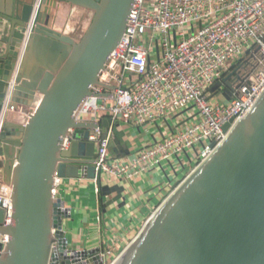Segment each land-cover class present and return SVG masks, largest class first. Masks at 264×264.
Listing matches in <instances>:
<instances>
[{"label":"water","instance_id":"obj_1","mask_svg":"<svg viewBox=\"0 0 264 264\" xmlns=\"http://www.w3.org/2000/svg\"><path fill=\"white\" fill-rule=\"evenodd\" d=\"M93 13L79 40L51 28L58 4ZM134 0H0V109L28 114L26 124L6 120L0 132V181L11 189V223L0 234V264H100L99 249L75 250L64 236L72 216L54 178L94 180L95 126L75 122V111L101 86L98 77L124 32ZM1 39V37H0ZM223 83L228 87L225 78ZM105 87V86H104ZM219 85L211 88L217 90ZM110 89L109 87H106ZM226 96V95H225ZM110 120L101 125L108 129ZM73 141L61 150L62 138ZM229 125L223 127L226 133ZM108 149L129 155L130 142L115 124ZM214 143H211L213 146ZM122 185H99L100 211L125 206ZM52 229L56 230L52 235ZM113 264H264V91L225 139L151 214Z\"/></svg>","mask_w":264,"mask_h":264},{"label":"built area","instance_id":"obj_2","mask_svg":"<svg viewBox=\"0 0 264 264\" xmlns=\"http://www.w3.org/2000/svg\"><path fill=\"white\" fill-rule=\"evenodd\" d=\"M98 81L102 85L91 87L74 116L75 122L95 125L86 139L95 145L93 192L103 181L123 185L159 172L165 181L158 186L162 203L212 154L264 91V0H134L121 39ZM215 85L219 87L213 92ZM10 90L0 109V132L11 115H20L23 124L29 119L28 114L8 109ZM103 120H110L108 129L102 127ZM115 124L120 130L125 125L138 131L153 124L159 138L116 158L108 149ZM73 133L74 129L67 130L61 150L70 147ZM63 181L54 178L53 196H62ZM0 208L7 226L11 189L1 181ZM51 232L54 236L56 230ZM63 232L71 246V232L65 228ZM7 242L8 236L0 234L1 247ZM99 245L95 248L103 264ZM58 248L57 241L51 245L57 259L49 264L62 260ZM69 264L92 262L70 259Z\"/></svg>","mask_w":264,"mask_h":264},{"label":"crops","instance_id":"obj_3","mask_svg":"<svg viewBox=\"0 0 264 264\" xmlns=\"http://www.w3.org/2000/svg\"><path fill=\"white\" fill-rule=\"evenodd\" d=\"M64 4V6H63ZM59 6V7H58ZM57 8L53 12V20L51 27L54 31L60 32L62 34H69L68 32H65V26L66 24L65 19L62 17L63 13L65 10H68L71 12V8L74 9V7L69 6L66 3H60L58 4ZM67 11V12H68ZM80 11V10H79ZM79 11L77 12L79 14ZM75 12V9H74ZM68 25V24H67ZM9 120H14L15 122H20L21 121V116L20 115H11L9 117ZM146 131L148 132V127L145 128ZM137 131L139 134L142 130L138 131L137 129H134ZM158 131L157 128L154 126V131L151 133L149 136L150 138L148 140H145V138L138 137V140L136 142H132L128 139L130 142V153L134 152L135 148H139L141 146H145L147 144L153 143L155 140L158 139ZM134 144V145H133ZM113 156H115L112 153ZM148 174L141 175L137 177L136 179L128 182H123V187L125 188L124 196H125V206L122 208H118L117 204H113L112 206L108 207L106 209L105 214H102L101 211V217L103 219H110L111 220V214L113 215V212L116 213L115 211L117 210V217L116 221L114 222H119V224H141L143 218L146 216V214L155 206L159 198L161 197L160 191L158 189V186H161L162 182L164 181L163 176L157 172V173H150V177L147 176ZM153 180V182H152ZM165 182V181H164ZM88 185V186H87ZM92 187L93 184L89 180H82V179H64L61 191L60 193L64 197L65 201L69 203L75 202V204L78 206L77 209L71 210L72 211V216L74 218H78L77 220L79 222H84L82 224L76 223V227L73 229L72 234H75V232L84 234V237L86 238L90 233H93L92 235L93 238L95 239L96 232L94 231V222H91L90 225H88V221L85 219L86 216H82L81 209L82 207L84 208L86 205L84 203L90 200L89 207H92L93 209L95 208V203L93 200V192H92ZM85 192L87 194H85ZM70 195L69 198L66 196ZM89 195V197H88ZM74 204V203H73ZM80 204H83L81 206ZM101 204V203H100ZM157 206V205H156ZM80 208V209H79ZM100 209V205H99ZM108 209H110L111 212H108ZM79 210V211H78ZM83 213V212H82ZM76 215V217H75ZM85 215V214H83ZM85 217V218H84ZM90 217L92 221L99 220L98 217L94 214H90ZM77 221V222H78ZM109 221V220H108ZM86 225V230H88V233H85V229H82V225ZM88 225V226H87ZM90 228V229H89ZM76 230V231H75ZM75 231V232H74ZM90 235V236H92ZM113 234H104V241L107 243L109 241V238H112ZM82 238V237H81ZM84 242V241H83ZM84 244V243H83ZM93 246V244H91ZM91 245L84 244L85 249H92L97 247V244L94 247H90Z\"/></svg>","mask_w":264,"mask_h":264},{"label":"rangeland","instance_id":"obj_4","mask_svg":"<svg viewBox=\"0 0 264 264\" xmlns=\"http://www.w3.org/2000/svg\"><path fill=\"white\" fill-rule=\"evenodd\" d=\"M74 9L71 8V12L68 11L66 14L65 19V32H68L69 36H71L73 39L75 40H79L80 37L82 36V34L84 33V31L86 30V28L88 27L91 18L93 16V13L90 11H83L80 12L79 14L73 11ZM68 24V25H67ZM0 34H1V29H0ZM1 39H0V47H3V42L6 41V37H4L3 35H0ZM103 115V113H101L99 116L101 117ZM160 126H163V122H159ZM146 127H148V132H145L144 129H142V131L140 132V134L135 131L131 126H125L123 127V130L126 134V136L128 137V139L132 142H136L138 140V137H142L145 138V140H148L151 135V133L154 131V125L153 124H149ZM134 145V144H133ZM138 149L135 148L134 151H136ZM150 177V173L147 175ZM153 182V180H152ZM103 185L106 184L105 181L102 182ZM88 186V185H87ZM94 190V186L92 187V192ZM85 194H87L85 192ZM67 198L70 197V195L66 196ZM89 197V195H88ZM93 200L95 203V208L93 209L92 207H89V202L90 200L88 199V201H86L84 203V205H86L84 208L82 207L81 209V214L82 216H86V220L88 221V225H90L91 222H94L95 226H94V231L96 232V236L95 239L93 238L94 235H92L93 233L88 234V236L85 238L84 234H80V233H76L72 234L73 229L76 227V223L78 224H82L84 222H79L75 215L76 218H74V216H71V218L69 219H65L63 220V227L67 230L71 232V238H70V244L72 246V248L76 249H84V244L87 245H91L93 244V246L91 245L90 247H94L96 244L98 246V244H100L99 246L101 247V249L103 250V254H104V261L103 264H110L116 257L119 256V254L123 251V249L132 241V239L135 237V235L139 232L140 228L142 227V225L144 224V222L146 221V219L153 213V211L158 207V205H160L161 203V198H159V200L157 201V203L155 204V206H153V208L151 210H149V212L146 214V216L143 218L141 224H119V222H114L116 221V217L117 215V210L115 211L116 213L113 212V215L111 214V220L110 219H103L101 217V213H100V209H99V205L101 203L102 200H105V198H101L98 194V192H93ZM66 205L68 207H70L71 210L77 209V205L75 204V202L73 203H69L65 202ZM81 206H83V204H80ZM157 205V206H156ZM80 209V208H79ZM79 211V210H78ZM83 212V213H82ZM108 212H111L110 209H108ZM85 214V215H83ZM90 214L92 216V214L96 215L98 217V221L97 219L92 221L91 219H93L92 217H90ZM109 220V221H108ZM78 221V222H77ZM87 225V226H88ZM82 229H87L86 225H82L81 227ZM90 229V228H89ZM85 233H88V230L85 231ZM113 234L112 238H109V241H107V243H105L104 241V234ZM92 235V236H90ZM82 237V238H81ZM84 241V242H83ZM84 243V244H83Z\"/></svg>","mask_w":264,"mask_h":264},{"label":"bare ground","instance_id":"obj_5","mask_svg":"<svg viewBox=\"0 0 264 264\" xmlns=\"http://www.w3.org/2000/svg\"><path fill=\"white\" fill-rule=\"evenodd\" d=\"M63 6H64V4H63ZM59 7V6H58ZM51 9H52V14H53V12L55 11L54 10V8L51 6ZM74 9L76 10V13L80 10V12H83V11H88V10H86L85 8H83V7H74ZM67 11L68 10H65L64 11V13H63V15H62V17L63 18H65L66 17V14H67ZM74 11V10H73ZM78 14V13H77ZM54 15V14H53ZM52 28V27H51ZM85 100V99H84ZM84 100L82 101V103H81V105L79 106V108L75 111V115L78 113V111L80 110V107L82 106V104H83V102H84ZM159 206V205H158ZM115 261V260H114ZM114 261H112L110 264H113L114 263Z\"/></svg>","mask_w":264,"mask_h":264}]
</instances>
